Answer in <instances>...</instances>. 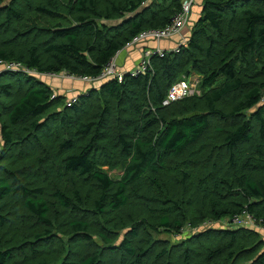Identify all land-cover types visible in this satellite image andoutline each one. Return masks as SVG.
Segmentation results:
<instances>
[{"label": "trees", "instance_id": "obj_1", "mask_svg": "<svg viewBox=\"0 0 264 264\" xmlns=\"http://www.w3.org/2000/svg\"><path fill=\"white\" fill-rule=\"evenodd\" d=\"M3 1L0 68L89 79L184 3ZM197 16L151 72L73 103L0 74V264H264L260 234L209 226L264 221V0H202ZM193 74L201 95L163 107Z\"/></svg>", "mask_w": 264, "mask_h": 264}, {"label": "built area", "instance_id": "obj_2", "mask_svg": "<svg viewBox=\"0 0 264 264\" xmlns=\"http://www.w3.org/2000/svg\"><path fill=\"white\" fill-rule=\"evenodd\" d=\"M195 0H186L182 6V10L180 13L176 15V17L172 20L171 24L163 29V30H147L131 41H129L124 49L120 51L117 56L112 59V61L106 65L101 73V75L97 78L89 79V78H77L69 75L68 73L64 74L69 80L72 81H81L88 84L99 85L100 83H104L109 80H115L119 83H123L126 76L130 75L131 77H139L141 75H146L152 71V58L155 55H159L160 57H165L168 53L178 51L179 48L188 43V39L183 37L185 28L189 27L193 7L195 6ZM173 39H179L178 45L173 49L164 50L160 47V44L164 41H172ZM155 44V48H148V44ZM133 49H143L142 57L140 63L137 67L132 69L131 71H127L122 68L119 64V56L122 52ZM24 72L33 77H40L39 74L35 71L29 70L23 67L21 64L11 63L7 64L3 68H0V74L3 72ZM53 76H58L51 74ZM60 75V74H59ZM60 75V76H61ZM48 76V75H43ZM50 76V74H49ZM199 81L195 82L192 79H183L176 83L169 90L167 97L163 100L162 106L168 107L173 103L182 101L194 95L200 94V91L197 88ZM94 85V86H95ZM56 96H53V99ZM75 102V100L73 101ZM72 102V103H73ZM219 223V222H218ZM221 223L223 227L228 228H245L251 231H254L261 236H264V221L256 218L254 215L250 214L247 209L240 215L234 216L230 219H225ZM215 223H210L209 226H213ZM217 224V223H216Z\"/></svg>", "mask_w": 264, "mask_h": 264}, {"label": "rangeland", "instance_id": "obj_3", "mask_svg": "<svg viewBox=\"0 0 264 264\" xmlns=\"http://www.w3.org/2000/svg\"><path fill=\"white\" fill-rule=\"evenodd\" d=\"M196 4L193 7V14H194V21H197V15L200 14L201 10H202V0H195ZM10 2H12V0H5L3 1V6L4 5H8ZM192 14V13H191ZM185 30H187V28H185ZM184 30V31H185ZM192 31V27H189L188 30L186 31L187 35L190 34V32ZM189 37V36H188ZM176 47V46H175ZM61 75V74H60ZM58 75V76H53V75H48V76H43V75H39L40 77H37L39 79V81H41L44 84H49L50 86L55 88V91L57 93V96H59L60 98H63V100L65 101L66 99H64V95L66 94V98L68 100V102H73L74 100L76 101L79 96H81V94L91 88H96L99 85H95L93 84L92 86L87 85V83L81 82V81H72L69 80L66 76L63 75ZM192 80H194L195 82L199 81L201 82L202 78H200L199 76H197L196 74L191 77ZM66 83V85L64 84ZM95 85V86H94ZM197 95H201L197 94ZM0 134H1V127H0ZM2 145V136L0 135V146ZM107 171V170H106ZM112 177L117 178L118 175H120L121 171L118 170L116 172H108ZM215 224L213 226L219 228V226L223 227L222 225L225 226L224 223H217L214 222ZM217 223V224H216ZM204 225V224H203ZM199 229H193L191 226H187L185 228V235L184 236H180V234L176 237H172L171 241L173 243H179L181 241H183V239L188 238L192 235H198ZM261 236V235H260ZM262 240L264 241V236H261ZM161 240H165L166 236L163 235L160 237Z\"/></svg>", "mask_w": 264, "mask_h": 264}, {"label": "crops", "instance_id": "obj_4", "mask_svg": "<svg viewBox=\"0 0 264 264\" xmlns=\"http://www.w3.org/2000/svg\"><path fill=\"white\" fill-rule=\"evenodd\" d=\"M193 19H194V14H192V17H191V20H193ZM188 28H187V30H188ZM187 30L184 31L183 37H186V39L189 40L192 31L190 32L189 35H187L186 34ZM178 42H179V39H173L172 41H164L160 44V47L164 50L173 49V48H175V46L178 45ZM147 47L154 49L155 44L149 43ZM142 51H143V49H133V50H127V51L122 52L119 56V59H118L120 66L127 71H131L132 69L137 67L138 64L140 63V60L142 57ZM64 84L66 85V83H64ZM47 85L55 91L54 87L50 86L49 84H47ZM87 85L92 86L91 84H88V83H87ZM98 87H96V88H98ZM85 92L86 91H84L83 93H85ZM64 96L66 97V94Z\"/></svg>", "mask_w": 264, "mask_h": 264}, {"label": "clouds", "instance_id": "obj_5", "mask_svg": "<svg viewBox=\"0 0 264 264\" xmlns=\"http://www.w3.org/2000/svg\"><path fill=\"white\" fill-rule=\"evenodd\" d=\"M186 0H184V2H185ZM184 4V3H183ZM192 14H193V12H192ZM192 17V16H191Z\"/></svg>", "mask_w": 264, "mask_h": 264}]
</instances>
